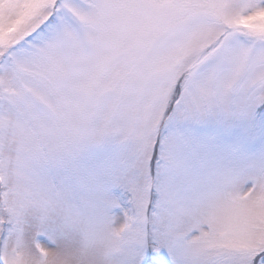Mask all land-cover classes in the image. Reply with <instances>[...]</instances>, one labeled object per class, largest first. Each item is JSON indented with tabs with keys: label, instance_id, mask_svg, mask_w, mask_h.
<instances>
[{
	"label": "snow or ice",
	"instance_id": "1",
	"mask_svg": "<svg viewBox=\"0 0 264 264\" xmlns=\"http://www.w3.org/2000/svg\"><path fill=\"white\" fill-rule=\"evenodd\" d=\"M0 264H264V0H0Z\"/></svg>",
	"mask_w": 264,
	"mask_h": 264
}]
</instances>
